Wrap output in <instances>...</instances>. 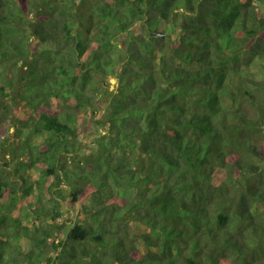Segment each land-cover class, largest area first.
<instances>
[{
	"label": "trees",
	"instance_id": "16d2710c",
	"mask_svg": "<svg viewBox=\"0 0 264 264\" xmlns=\"http://www.w3.org/2000/svg\"><path fill=\"white\" fill-rule=\"evenodd\" d=\"M0 70V264H264V0H0Z\"/></svg>",
	"mask_w": 264,
	"mask_h": 264
},
{
	"label": "rangeland",
	"instance_id": "374dc122",
	"mask_svg": "<svg viewBox=\"0 0 264 264\" xmlns=\"http://www.w3.org/2000/svg\"><path fill=\"white\" fill-rule=\"evenodd\" d=\"M27 38H28V39H26L27 43L32 42V39H30L29 36ZM119 46H120V44H119ZM8 76L9 75L7 73L2 72L0 70V86L4 85V83H5L4 79L7 78ZM255 77L258 79L261 78V76L257 75V74L255 75ZM113 83L115 85V81ZM114 85L111 86V89H116L114 87ZM19 101H21V99H19ZM7 105L9 106V108H11V110L14 109V104L11 101L7 102ZM92 131H93V133H96V134L102 133V130H100V129H92ZM13 134H14L13 129H10L8 131V135H10V137H11L10 139L8 138V136L7 137L2 136L0 138V150L2 152V154L0 155V176H2V177L8 176L17 167L16 166V159H15V153H17V150H16L17 138H14ZM24 135L25 134H22V136H24ZM34 143L36 145H43V138H38V139L36 138ZM250 158L255 164H257L261 167L263 166L264 162H263V160H260V158H253V157H250ZM26 176L32 182V187H33L34 193H37L38 190H41V188H42L41 184L43 183V177L40 175L39 171L30 170ZM13 178H15V176H13ZM41 198H42L41 201L47 200V197L45 194H41ZM28 211L29 210L25 206H22V208L19 212V218H20V222L22 225H26L29 229H33V230L43 229V228L47 227V225H45L41 221H38L37 219L32 220ZM72 215H69L67 210H63L64 220L61 222L62 226L60 229L61 233L59 234V237H60L59 239L63 238L65 230L73 218ZM51 223L52 222L50 221L48 224L50 226H52ZM2 233L3 232L0 230V239L6 240L7 238L5 236H2L3 235ZM9 233H10L9 234L10 241L13 242L11 240L12 236H15L16 233L18 234V232L14 228H12ZM57 242H58V240H55L54 242H53V240L48 241L46 247H44V250L46 251L45 255L49 256L54 252L52 245H53V243H57ZM56 255H57V253L54 256H56Z\"/></svg>",
	"mask_w": 264,
	"mask_h": 264
}]
</instances>
